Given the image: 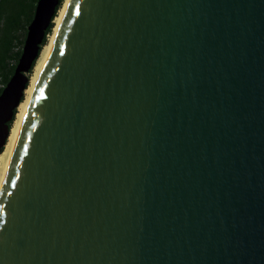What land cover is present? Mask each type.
Listing matches in <instances>:
<instances>
[{"label": "water", "instance_id": "1", "mask_svg": "<svg viewBox=\"0 0 264 264\" xmlns=\"http://www.w3.org/2000/svg\"><path fill=\"white\" fill-rule=\"evenodd\" d=\"M58 0L0 90V151ZM0 264H264V0H69L0 185Z\"/></svg>", "mask_w": 264, "mask_h": 264}, {"label": "trees", "instance_id": "2", "mask_svg": "<svg viewBox=\"0 0 264 264\" xmlns=\"http://www.w3.org/2000/svg\"><path fill=\"white\" fill-rule=\"evenodd\" d=\"M34 3L35 0H0V90L12 73L20 53L23 37L25 34V26L31 18ZM60 3L61 0H58L53 16ZM51 26L52 21L49 22L44 31L39 49L45 45L44 43L46 34L50 31ZM38 58L39 56L37 57V60ZM34 60L30 66V69H32L31 72L33 71L36 64ZM21 98L20 100L23 101ZM15 113L16 110L14 108L13 115L8 123V126L11 125Z\"/></svg>", "mask_w": 264, "mask_h": 264}, {"label": "bare ground", "instance_id": "3", "mask_svg": "<svg viewBox=\"0 0 264 264\" xmlns=\"http://www.w3.org/2000/svg\"><path fill=\"white\" fill-rule=\"evenodd\" d=\"M68 1L69 0H66L65 1L64 5L62 6L61 10L59 11V15L55 18V21H56L55 31L53 33V36L51 38L50 43L47 44V45H45L44 48H43V50L41 51V54H40V56H39V58L37 60V64H36V66L34 68V72H33L32 76H31L30 84H29L28 88H27V83H26V85L24 87L23 94H24V92H25V90L27 88V97H26L25 101L23 102L22 106L19 109L20 110V113L18 114L17 121H16L15 125L11 128V131H10V126L8 128V134H7V137H6V141H5L4 145H3V147H5V145L7 143L6 148L3 151V153H2V149L3 148L0 151V154L2 153L0 155V185H1L2 179L4 177V173H5V170H6L8 161H9L11 149H12V146L14 144V141H15V138H16V134L18 132V128H19L20 121H21L22 116H23V113H24L25 106H26V104H27V102L29 100V97L31 95L32 89H33L34 84H35V82L37 80V77L39 75V72H40V70L42 68V65H43V63L45 61V58H46V56H47V54L49 52V49L51 47V44H52V41H53V38H54V35H55V32H56V29H57V27H58V25L60 23L61 17L63 15V12H64L65 8H66V5L68 4ZM54 17H55V15H54ZM39 52H40V49H39ZM39 52H38V55H39ZM38 55L36 56L34 62L36 61ZM27 82H28V78H27ZM22 98H23V96H22ZM21 102L22 101L20 100L19 103L16 106V109H17V107H19V105L21 104ZM7 140H8V142H7Z\"/></svg>", "mask_w": 264, "mask_h": 264}, {"label": "rangeland", "instance_id": "4", "mask_svg": "<svg viewBox=\"0 0 264 264\" xmlns=\"http://www.w3.org/2000/svg\"><path fill=\"white\" fill-rule=\"evenodd\" d=\"M65 1L66 0H61V3H60V5L58 6V10L56 9V12H55V17L53 18L52 17V26H51V29H50V31L46 34V38H45V45H47V44H49L50 43V41H51V38H52V36H53V33H54V31H55V26H56V21H55V18L59 15V11L61 10V8H62V6L64 5V3H65ZM44 45V46H45ZM44 46L40 49V52H39V55L38 56H40V54H41V51L43 50V48H44ZM37 60V59H36ZM36 62V64H37V61H35ZM35 64V63H34ZM36 64H35V66H36ZM35 68V67H34ZM32 70V69H31ZM31 70H29L28 72H27V76H28V82H26L27 83V88H28V86H29V84H30V79H31V76H32V74H33V72H34V69H33V71L31 72ZM27 88H26V90H25V92H24V94H22V96H23V98H22V103L19 105V107H17V109L15 108V110H16V113H15V116H13L14 117V119H13V121H12V123H11V125H10V127L12 128L14 125H15V123H16V121H17V118H18V114L20 113V107L22 106V104H23V102L25 101V99H26V97H27ZM10 131H11V129H10ZM9 138V137H8ZM7 142H8V140H7ZM6 145H7V143H6ZM6 145H5V147H2V148H4L3 149V151L5 150V148H6ZM3 151H2V153H3ZM1 153V154H2ZM0 154V155H1Z\"/></svg>", "mask_w": 264, "mask_h": 264}]
</instances>
